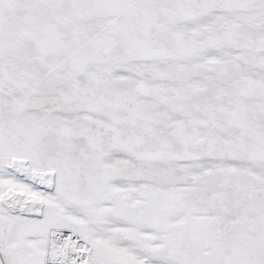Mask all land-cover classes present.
Instances as JSON below:
<instances>
[{"label": "snow or ice", "instance_id": "obj_1", "mask_svg": "<svg viewBox=\"0 0 264 264\" xmlns=\"http://www.w3.org/2000/svg\"><path fill=\"white\" fill-rule=\"evenodd\" d=\"M0 264H264V0H0Z\"/></svg>", "mask_w": 264, "mask_h": 264}]
</instances>
